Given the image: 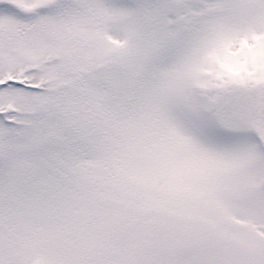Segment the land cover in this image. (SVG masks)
I'll use <instances>...</instances> for the list:
<instances>
[{"label":"snow or ice","instance_id":"snow-or-ice-1","mask_svg":"<svg viewBox=\"0 0 264 264\" xmlns=\"http://www.w3.org/2000/svg\"><path fill=\"white\" fill-rule=\"evenodd\" d=\"M0 264H264V0H0Z\"/></svg>","mask_w":264,"mask_h":264}]
</instances>
